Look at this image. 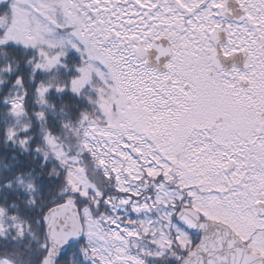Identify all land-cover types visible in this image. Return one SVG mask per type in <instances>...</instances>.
<instances>
[{
  "label": "snow or ice",
  "instance_id": "1",
  "mask_svg": "<svg viewBox=\"0 0 264 264\" xmlns=\"http://www.w3.org/2000/svg\"><path fill=\"white\" fill-rule=\"evenodd\" d=\"M0 264H264V0H0Z\"/></svg>",
  "mask_w": 264,
  "mask_h": 264
},
{
  "label": "trees",
  "instance_id": "2",
  "mask_svg": "<svg viewBox=\"0 0 264 264\" xmlns=\"http://www.w3.org/2000/svg\"><path fill=\"white\" fill-rule=\"evenodd\" d=\"M57 105L59 106V101H57Z\"/></svg>",
  "mask_w": 264,
  "mask_h": 264
}]
</instances>
